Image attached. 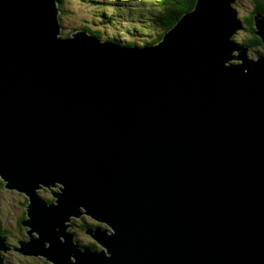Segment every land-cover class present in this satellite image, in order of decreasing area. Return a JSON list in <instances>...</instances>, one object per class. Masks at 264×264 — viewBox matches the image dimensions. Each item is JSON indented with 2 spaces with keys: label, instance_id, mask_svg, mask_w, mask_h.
I'll return each mask as SVG.
<instances>
[{
  "label": "water",
  "instance_id": "95a60500",
  "mask_svg": "<svg viewBox=\"0 0 264 264\" xmlns=\"http://www.w3.org/2000/svg\"><path fill=\"white\" fill-rule=\"evenodd\" d=\"M236 1L120 46L59 36L56 0H0V178L29 237L0 236V264H264V56L233 39ZM82 215L100 248L69 231Z\"/></svg>",
  "mask_w": 264,
  "mask_h": 264
},
{
  "label": "rangeland",
  "instance_id": "374dc122",
  "mask_svg": "<svg viewBox=\"0 0 264 264\" xmlns=\"http://www.w3.org/2000/svg\"><path fill=\"white\" fill-rule=\"evenodd\" d=\"M103 1L107 2L109 5L114 2V0H65L64 5L58 8L59 10L57 13V20L60 26L59 36H68L69 32L72 33V27H78L77 30H80L81 26L84 27L87 25L90 29H103L105 32L103 33V41H108L110 38H117L119 43L126 45V36L123 32L124 30H128L131 24L129 22L119 23L120 20H117V17V24L108 20L106 18V14H109L111 10H115L117 12V9H109L107 7L103 8ZM235 6L239 17L243 18L244 16H248L253 4L252 0H239ZM241 34V36H245L244 33ZM146 39H150V36ZM240 39V37H236L237 41ZM0 182L4 184L2 179ZM2 184H0V224H2L3 227L7 226L10 230L9 235L6 238L7 244L17 245V239L27 240L29 238L26 234L28 226L20 224V220L23 217L25 218L24 213L26 212V203L28 202V198L23 192L16 189L6 188ZM56 189L57 188L54 190ZM38 194L41 198L47 199L48 197H52L47 187L40 188L38 190ZM96 225L100 224L93 221V226ZM20 232H22V235ZM75 238L80 244L90 245L92 241L94 242V240L85 233H76ZM95 248L98 249L100 246L96 244ZM5 252L2 251L4 257L3 264H53L44 259L41 255H25L17 250H14V248H10V250H6Z\"/></svg>",
  "mask_w": 264,
  "mask_h": 264
},
{
  "label": "trees",
  "instance_id": "16d2710c",
  "mask_svg": "<svg viewBox=\"0 0 264 264\" xmlns=\"http://www.w3.org/2000/svg\"><path fill=\"white\" fill-rule=\"evenodd\" d=\"M56 1L58 8L65 3V0ZM195 2L196 0H114L111 5L103 1L102 7L117 9V12L111 10L109 14H106V18L113 21L114 24H117L116 17L117 20H120L119 23L129 22L131 24L128 30H124L123 32L126 36V45L143 46L157 43L163 37L164 33H166L183 14L193 9ZM257 2L260 7L264 6L260 0H257ZM242 20L245 22L246 26L252 29V14L246 18H242ZM86 26H81V29L102 40L103 33H105L103 29H90L89 26ZM71 29L72 32H75L78 27H72ZM68 34L70 35L71 32ZM149 36L150 39H146L149 38ZM256 40L259 41V39ZM108 41L123 46L122 43L117 41V38H110ZM93 221L94 220L85 215H82L80 218H73L71 221V229L75 233L84 234L87 227H94ZM90 245L95 247L93 241Z\"/></svg>",
  "mask_w": 264,
  "mask_h": 264
},
{
  "label": "flooded vegetation",
  "instance_id": "af4514ba",
  "mask_svg": "<svg viewBox=\"0 0 264 264\" xmlns=\"http://www.w3.org/2000/svg\"><path fill=\"white\" fill-rule=\"evenodd\" d=\"M237 2H239V0H237L236 3ZM260 2H262L264 4L263 1L260 0ZM252 4H253V6L251 8L250 13L248 14V16L252 14V24H253L252 29L250 27L246 26V24L242 20V18L239 17L240 20H241V22H242V29H240L239 31H237V33L233 36V39L237 43L243 44V45H245L247 47V56L249 58H253L258 53L264 56V44L262 43V41L260 40V38L257 35L254 34V23H253V16H254V14L257 13V12L264 13V6L260 7L259 4H258V2H257V0H252ZM235 8H236V6H235ZM244 17L246 18L247 16H244ZM241 33H244L245 36H241L242 35ZM246 34H248V35H246ZM236 37H240L241 39L239 41H237L236 40ZM256 39H259V41L256 40ZM0 184H2V183L0 182ZM2 185H4V184H2ZM49 191H50V194L52 195L51 189H49ZM44 199H46V198H44ZM46 200L47 201L53 200V196L52 197H48ZM24 215H26V212L24 213ZM22 219L20 220V224L21 225H22V222H21ZM71 228L72 227H70L69 230L75 235L76 233ZM9 233H10V230L7 228V226L3 227L2 224H0V236H6L7 237L9 235ZM20 234L22 235V232H20ZM76 241H78V240H76ZM94 244L96 245V242L95 241H94ZM82 245H86V244H82ZM11 246H14V244H12ZM89 246H91V245H89Z\"/></svg>",
  "mask_w": 264,
  "mask_h": 264
},
{
  "label": "bare ground",
  "instance_id": "6f19581e",
  "mask_svg": "<svg viewBox=\"0 0 264 264\" xmlns=\"http://www.w3.org/2000/svg\"><path fill=\"white\" fill-rule=\"evenodd\" d=\"M237 16H238V18H239L238 12H237ZM239 19H240V18H239Z\"/></svg>",
  "mask_w": 264,
  "mask_h": 264
}]
</instances>
